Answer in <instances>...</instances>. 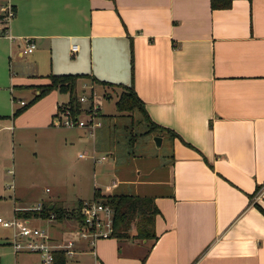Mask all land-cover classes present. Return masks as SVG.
Wrapping results in <instances>:
<instances>
[{
	"label": "crops",
	"instance_id": "0c3cea01",
	"mask_svg": "<svg viewBox=\"0 0 264 264\" xmlns=\"http://www.w3.org/2000/svg\"><path fill=\"white\" fill-rule=\"evenodd\" d=\"M210 1L10 0L8 73H0L9 91L16 84L31 99L49 73L131 84L147 117L173 134L139 135L127 113L109 117L99 108L105 118L93 137L56 124L68 101L57 89L17 115L21 105H10L0 114V206L13 212L24 202L6 167L32 138L36 155L92 163L90 196L86 165L78 164L69 170L74 194L58 190L42 204L74 208L97 189L150 197L157 208L152 237L100 239L92 264H264V0ZM25 37L35 44L30 53ZM14 54L26 55L21 74L11 69ZM91 77L76 88L94 86Z\"/></svg>",
	"mask_w": 264,
	"mask_h": 264
},
{
	"label": "rangeland",
	"instance_id": "374dc122",
	"mask_svg": "<svg viewBox=\"0 0 264 264\" xmlns=\"http://www.w3.org/2000/svg\"><path fill=\"white\" fill-rule=\"evenodd\" d=\"M4 2L5 1H3V3ZM1 27L2 24L0 23V28ZM0 35V73L5 71L8 73L7 40L2 37L4 32L1 29ZM15 58L16 55L14 54L11 60V69L14 72L21 74L22 70L25 69L24 58H26V55H24L23 58ZM0 84V114H7L11 107L18 106L19 100H23L24 103H26L27 100L29 101V91L22 90L16 84H14L12 90L9 91V89L6 87L8 84L7 79L4 78L0 80ZM120 91V86L100 84L97 82H95L93 86L91 82H84L79 88H75L73 93L77 96L81 93L85 94L88 98L99 104L98 108L102 114L110 117L111 115L117 113L114 102ZM86 104L87 102H83V105ZM66 105H68V103L61 104L60 108L62 109ZM101 113L98 115L99 121H101V118H105V116H103ZM125 113H127L130 117L132 127H135L137 130H142L145 128L143 126L144 123L140 125L136 123L137 119L142 120V115L137 110L133 109ZM81 116L85 118L84 114ZM164 146H166V144L162 145L161 150L164 149ZM34 147H36L35 141L30 138L24 146L18 147L14 158V163H11L6 167L11 168L12 170V179L14 177L15 189H18L20 193H24L26 195V197L22 199L24 202H22L21 205L15 203L16 206H21L18 208L30 207L37 203H41V201L47 202V198L53 196L58 192V190H65L62 192L63 194L72 196L74 194V192H72L74 191V181L72 180V175L69 173V170L71 171L70 167L72 165L74 168H76L78 164L86 165V179L87 184L90 183V188H87L83 195L85 197L91 195L93 175L91 169L92 163L89 156L80 159L76 158V156L74 157V155H71L68 160H53L47 158L46 156H39L33 153V151H35L33 150ZM108 157L109 155H107V161ZM10 179L11 177L7 176L5 180L8 182ZM74 202L75 201L72 200L67 204L71 203L73 205ZM64 209L69 210L72 209V207H66ZM13 213L14 211L12 212L10 204L5 203L0 206V217L11 218ZM134 221H136V219ZM65 224L66 223L64 222L56 223L54 221L39 218L30 220V225L42 227L48 232V234L60 233L64 230L65 227H62L65 226ZM130 233H134V228L130 230ZM10 235L11 231L8 228L0 226V264H39L38 256L36 254L22 251L14 253L9 242ZM128 239L138 240L131 237H128ZM82 248L85 250L89 249L86 244H83ZM92 263L93 257L90 254L80 255V264Z\"/></svg>",
	"mask_w": 264,
	"mask_h": 264
},
{
	"label": "built area",
	"instance_id": "2783aa9c",
	"mask_svg": "<svg viewBox=\"0 0 264 264\" xmlns=\"http://www.w3.org/2000/svg\"><path fill=\"white\" fill-rule=\"evenodd\" d=\"M14 14L10 0L0 3V23L1 30L6 34V25ZM24 53H30L35 44L30 38H23ZM70 50H75L72 45ZM92 98V95H91ZM78 102L86 105H80L76 112L66 105L64 108L57 110L56 124L66 127L85 128L90 136L95 135V129L100 125L98 117V104L81 93L77 97ZM23 105L24 101L19 100ZM84 114L85 118L81 115ZM83 157V153H78ZM105 155L98 157L92 156L93 161H101ZM110 185L104 187L106 191L110 190ZM44 204L37 203L30 207L15 208L11 218L0 217V226L8 228L11 231L10 246L14 253L27 252L38 256L39 264H80V255L93 254L94 246L100 239L110 238L112 234L113 208L98 199L90 198L80 201L78 207V217L68 218L65 221L63 231L58 234H48V232L38 226L30 225L31 218L19 216V211H36L43 209ZM43 219L41 217H36ZM49 221H56L54 214L49 212L45 218ZM86 244L89 249L85 250L82 245Z\"/></svg>",
	"mask_w": 264,
	"mask_h": 264
},
{
	"label": "trees",
	"instance_id": "16d2710c",
	"mask_svg": "<svg viewBox=\"0 0 264 264\" xmlns=\"http://www.w3.org/2000/svg\"><path fill=\"white\" fill-rule=\"evenodd\" d=\"M228 0H211V6H227ZM91 77L83 73H49L46 75L48 79L47 83L39 84L36 86L37 93L34 96L16 108L13 111V115H17L28 105H30L34 100L39 98L41 95L45 94L51 89H57L59 92H66L68 94V106L72 109V112H76L80 106L77 96L73 93L78 78ZM91 79L100 84H110L121 87V91L115 100V108L117 113L129 112L133 109L137 110L142 115V120L137 119L139 125L143 124L144 129L138 131L139 135L142 134H152L160 133L162 131L166 133L173 134L168 128L161 127L153 123L148 117L143 107L142 100L137 96L131 84L124 85L121 83H111L108 81H103L95 78ZM133 134L132 140L136 135ZM93 198L98 199L104 203H108L113 208V223H112V234L111 237L115 238H150L153 236V218L157 212L152 198L150 197H139L132 195H122V194H100L99 190L95 189L93 192ZM80 201L72 209H64L63 207H48L44 204L43 209L39 212L36 211H19L16 212L19 216L27 217H41L45 219L49 212L54 214L56 221H63L64 219H70L73 217H78V207ZM136 219V221H134ZM131 228H134V233H130Z\"/></svg>",
	"mask_w": 264,
	"mask_h": 264
},
{
	"label": "water",
	"instance_id": "95a60500",
	"mask_svg": "<svg viewBox=\"0 0 264 264\" xmlns=\"http://www.w3.org/2000/svg\"><path fill=\"white\" fill-rule=\"evenodd\" d=\"M152 140L155 144V147H159V144L161 142V137L159 135H153Z\"/></svg>",
	"mask_w": 264,
	"mask_h": 264
}]
</instances>
